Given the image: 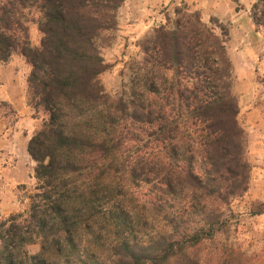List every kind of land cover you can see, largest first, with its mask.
<instances>
[{
  "label": "trees",
  "instance_id": "obj_1",
  "mask_svg": "<svg viewBox=\"0 0 264 264\" xmlns=\"http://www.w3.org/2000/svg\"><path fill=\"white\" fill-rule=\"evenodd\" d=\"M124 2L0 0V66L14 54L29 65L25 101L41 120L26 145L28 207L0 215V264H264L228 236L251 171L229 29L176 6L138 41L141 59L112 97L97 43Z\"/></svg>",
  "mask_w": 264,
  "mask_h": 264
},
{
  "label": "rangeland",
  "instance_id": "obj_2",
  "mask_svg": "<svg viewBox=\"0 0 264 264\" xmlns=\"http://www.w3.org/2000/svg\"><path fill=\"white\" fill-rule=\"evenodd\" d=\"M138 2L133 0L129 12L118 11V25L122 28H118L107 42L97 43L105 64L109 66L99 76V81L112 97L119 96L123 86L127 85L130 79L131 68L141 59L138 41L143 35L134 38L137 33L134 30L133 36H127L126 26L132 22L138 24L137 19L141 20V14H145L149 19L162 18L168 13L172 16L176 7L170 3L167 6H148L144 11L145 8L140 5L142 3ZM187 8L191 12L195 11L191 7ZM166 9H169L168 13H165ZM254 12L257 17L264 15V1ZM211 19L218 21L215 18ZM211 19L205 24L211 25ZM158 24L159 21H155L150 28ZM221 24L229 29V24ZM140 25L142 26L143 23ZM28 27L31 44L37 46L40 34L36 25L29 22ZM150 28L146 33L153 29ZM254 30L255 33L251 31L242 43L245 50H226L235 78L234 93L239 108L237 121L245 134V154L251 165L247 192L243 197L233 201L230 206L235 225L230 229L228 236L229 241L246 255H258L264 260V25L255 26ZM29 71V65L18 54H14L8 63L0 66V215L2 217L25 211L28 207L26 196L34 185L32 178L34 163L27 155L26 145L32 133L39 128L41 120L33 117V112L25 101L26 78ZM248 77L250 82L246 84ZM3 103L8 104L15 111V117L11 115L9 107ZM257 210L261 213L253 214ZM39 251L38 242L27 247L29 254L34 255Z\"/></svg>",
  "mask_w": 264,
  "mask_h": 264
},
{
  "label": "crops",
  "instance_id": "obj_3",
  "mask_svg": "<svg viewBox=\"0 0 264 264\" xmlns=\"http://www.w3.org/2000/svg\"><path fill=\"white\" fill-rule=\"evenodd\" d=\"M255 1L256 0H141L138 2V0H136L139 4L142 3L140 5H142V8H145L143 9L144 11H146L148 6H167L170 3L176 6L183 4L199 12L203 23H207L211 18H215L221 23L229 24V36L225 46L226 50H245L242 43L245 41L246 36L249 35L251 31L255 33V25L251 19V8ZM131 4H133V0H125L119 11L123 10L129 12ZM168 11L169 9H166L165 13H168ZM168 15L170 14L168 13ZM140 19L141 20L137 19L138 24L132 22L130 25L126 26L125 34L127 36H133L132 33L136 30L137 33L133 37L139 38L146 33V30L150 28L155 21H159V24L152 28L164 24L166 15L162 18L152 17L149 19L145 14H141ZM140 23H143V25L141 26ZM118 28L122 27L118 25L117 29ZM249 79V77L246 78V84L250 82Z\"/></svg>",
  "mask_w": 264,
  "mask_h": 264
}]
</instances>
